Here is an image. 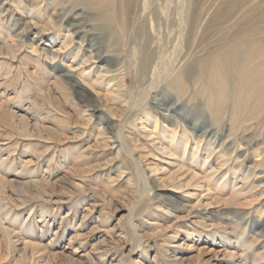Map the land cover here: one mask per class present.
<instances>
[{"label":"rangeland","instance_id":"rangeland-1","mask_svg":"<svg viewBox=\"0 0 264 264\" xmlns=\"http://www.w3.org/2000/svg\"><path fill=\"white\" fill-rule=\"evenodd\" d=\"M224 1L134 0L119 41L81 7L0 0V264H264V114L239 130L213 117L190 66L242 30L264 37V0ZM153 9L164 57L140 74L133 33ZM92 44L101 61L81 65ZM108 62L116 80L91 86Z\"/></svg>","mask_w":264,"mask_h":264},{"label":"bare ground","instance_id":"bare-ground-1","mask_svg":"<svg viewBox=\"0 0 264 264\" xmlns=\"http://www.w3.org/2000/svg\"><path fill=\"white\" fill-rule=\"evenodd\" d=\"M70 1L71 3L67 4ZM237 1L239 0H225L219 11L222 12L224 8L227 10L232 8L231 6L233 3H236ZM159 3L161 4V2ZM192 3L195 6L194 12L196 13V8L199 3H201L205 9L212 7L211 0H192ZM48 5L55 9L56 14L57 8L60 5H62V7H65L66 5L70 7L71 10L77 7L83 8L85 10V13H82L83 15L87 16L88 13V16L92 18V21L100 24L104 29H108L112 35L117 34V37L115 38L119 41L127 40L131 30V24L133 23L132 16L135 9L134 0H50ZM236 6H233L235 10ZM169 10H172L171 7ZM160 11L157 9L151 10L150 14L153 17L152 23H150L147 18H144L143 13L140 14L139 21L133 33L134 42L136 43L135 46L138 48L137 59L139 61L138 69L140 74H147L153 67H155V65L158 66L160 64L159 61L164 57L163 54L158 56L156 51L157 48H159L158 44L161 41L160 31L162 29V23L160 21H162V15H160ZM196 13L189 22V26L191 25L192 27L190 28L189 34L192 36L195 35L197 29L195 25ZM32 18L34 17L31 16V19ZM222 20V16L216 14L215 19L208 22L202 33L205 34L210 26L213 25L222 27V25L227 22H223L225 20ZM241 30L242 28L239 31ZM72 32L77 33L74 29H72ZM72 42L73 39H71V36L70 38L65 37L62 41L63 48L70 47ZM90 51L92 56L87 57L84 55L80 62L81 65L90 63L92 59L101 61V57L103 56L100 55V50L97 51L95 45H90ZM78 54L79 52L73 54V56H75L74 58H76ZM70 55L72 54L70 53ZM155 55L158 58H156ZM156 59H158V62H156ZM192 65L200 71V78L203 80L204 88L206 90L208 89L209 94L207 95V98L209 110L213 117L225 115L227 112L229 113L231 121H234L233 124L236 130H239L248 122L253 119H259L260 116L264 114V112H262L264 108V37L255 38L242 30L241 33L233 38L232 42L228 44L224 45L223 43L218 42L213 43L211 48L206 49L203 57L196 58L190 63V66ZM113 68L114 66L109 64V62L105 66L100 67L97 70L94 82L90 85L95 86L99 82L108 80L110 86L116 80V78L113 77V74L117 71L112 70ZM190 72L191 67H189V65L180 67L178 69V75L173 81H171L170 86L176 88L177 83L180 81H189ZM88 74L84 78L85 80L88 78ZM200 78L195 80L196 85H198ZM116 88L117 89L115 90L120 91V86ZM185 89L186 87H182L181 91L184 92ZM108 91H110V89ZM119 99L120 102L123 101L120 97ZM262 119L263 118L259 119V122H262ZM166 132L170 134V138L173 141V135H171L169 131ZM178 143L180 146L181 142ZM198 148L197 144L193 153L190 155L192 160H197ZM163 154L174 155L172 152H166V150ZM186 154L187 149H184V156ZM210 155L211 152L207 155L208 158L205 161L209 159ZM196 163L198 164L199 161L197 160ZM204 164H206V162ZM234 192L237 193L238 191Z\"/></svg>","mask_w":264,"mask_h":264}]
</instances>
